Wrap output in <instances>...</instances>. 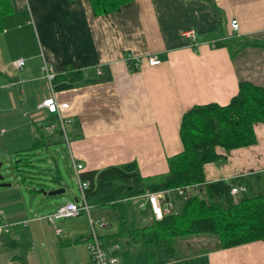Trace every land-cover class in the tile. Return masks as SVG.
<instances>
[{"label": "crops", "instance_id": "1", "mask_svg": "<svg viewBox=\"0 0 264 264\" xmlns=\"http://www.w3.org/2000/svg\"><path fill=\"white\" fill-rule=\"evenodd\" d=\"M11 3L13 12L0 33V157L34 147L29 151L33 157L55 144L54 137L64 136L72 166L73 160L82 164L83 173L136 161L145 177L164 174L168 158L183 150L180 127L187 110L227 105L241 81L264 88V48L248 46L232 57L227 47L216 46L233 36L264 42V0H132L119 12L99 16L90 0ZM234 19L237 32L231 28ZM189 30L197 33L196 47L185 36ZM149 56L161 64L151 66ZM18 59L25 60L22 69L15 66ZM128 59L138 61V68ZM45 64L58 75L69 67L82 70L83 81L53 91L43 77ZM52 96L70 105L65 133L53 122L56 115L48 121L53 114L40 108ZM50 124L56 127L53 132L46 128ZM255 133L253 146L217 149L222 157L205 166L207 182L249 174L264 180V122L255 125ZM34 194L44 197L37 198L41 205H53L52 212L73 201ZM30 211L33 206L30 210L13 191H0V221H26L10 235L32 243L24 256L21 248L1 243L0 264H94L87 249L90 234H82L80 216L64 228L56 223L62 230L57 234L47 219H29ZM105 228L98 229L99 235L115 233ZM194 236L185 243L202 245L196 248L199 264H264V241L224 249L213 235ZM119 250L120 264L147 259L146 251L136 254L127 239Z\"/></svg>", "mask_w": 264, "mask_h": 264}, {"label": "trees", "instance_id": "2", "mask_svg": "<svg viewBox=\"0 0 264 264\" xmlns=\"http://www.w3.org/2000/svg\"><path fill=\"white\" fill-rule=\"evenodd\" d=\"M90 1L94 14L99 16L119 12L132 0ZM12 12L11 0H0V33L4 29L5 18ZM236 38L233 36L216 46L227 47L232 57L248 46L264 48V42L259 40ZM83 78L82 70L69 67L65 73L57 74L53 86L56 91L67 90L80 84ZM263 122L264 88L241 81L238 93L227 105H196L183 114L180 127L183 150L168 158L167 173L145 177L136 161L82 173V179L89 183L85 193L91 207L111 206L122 212L118 231L99 235L103 245L120 246L127 239L135 249L146 251L147 259L141 264H190L187 260L177 259L175 239L210 234L218 237L224 249L264 241L262 176L239 175L229 181L207 182L205 175V166L222 157L218 148L230 152L255 145V125ZM32 150L34 147L19 151V154L27 155L22 159L27 167L34 166L28 158ZM38 185L44 189L43 184ZM194 185H199L200 194L191 188ZM237 186H245L246 191L235 199L231 189ZM178 188L184 189V194L172 193L175 209L171 214L163 219H156L153 214L146 224L138 225L136 220L129 224L125 202L139 200L149 204L152 210L148 201L137 198L150 192L175 191ZM32 191L39 192L38 189ZM90 238L91 235L88 241Z\"/></svg>", "mask_w": 264, "mask_h": 264}, {"label": "rangeland", "instance_id": "3", "mask_svg": "<svg viewBox=\"0 0 264 264\" xmlns=\"http://www.w3.org/2000/svg\"><path fill=\"white\" fill-rule=\"evenodd\" d=\"M47 118V120L50 121L54 119L55 116L51 115ZM53 122L58 123V121L56 120H53ZM54 139L55 144H52L50 147L43 150H36V155L33 157L28 155V158L32 160V163L34 165H36L35 168L27 167L24 165L22 159L26 158L27 155H22V153H20V155L16 153H6L0 157V175L3 177V181L0 180V183L3 182L11 185L10 187H0V191H13V195L22 199L25 202L26 206L30 208V210L33 206V211H30L28 217L29 219H39L41 217L47 219L49 212L51 213L54 209L53 205L44 204V201L42 205L40 204L38 199H43L44 197L41 196V194H34L35 192L32 191V189H38L39 191L43 189L42 186L38 184H43L44 190L46 191H53L61 188L65 189V192L60 195L48 196V199H46L48 201L55 200V202H60L61 198L72 199L75 201L76 199L79 200L81 198L78 179L71 162V153L69 151L67 143L64 140V136L54 137ZM40 155L42 156V161H36V158ZM140 202L142 201L132 200L125 202V216L130 225L134 224V220H136L138 225L146 224L150 222L149 219L153 217L151 206L146 203L144 207H139ZM179 209L180 208H178V210ZM90 212L94 220H105V222L107 223V227L105 228L104 232H111V230L113 232L118 231L119 224L122 219L121 210L114 209L111 206H101L91 207ZM142 219L145 220L140 222V220ZM1 222L2 221H0V223ZM24 222L25 221L16 223L15 225L17 226L10 229L9 235L12 234L14 230L23 227ZM65 222H67L68 225H72L74 223L73 219H59L56 221V223L59 224L62 228H64L63 224H65ZM2 223H4L5 225L10 224L7 223L6 220H4V222ZM79 224L81 226H85L84 233H82L83 235H91V226L89 223L87 212H84L80 216ZM193 236H191L190 239H196L194 238L195 236ZM214 237L218 239V237ZM186 240V237H184V239H175L176 247L178 250V255L176 256L177 259L187 260L190 264H199L198 255L200 251H197L198 249L196 248L201 249L202 245L191 244L190 246H187L185 243ZM139 251H142V249H136L135 253L138 254ZM119 258H123L122 253L120 254ZM136 259H139V257L136 256Z\"/></svg>", "mask_w": 264, "mask_h": 264}, {"label": "built area", "instance_id": "4", "mask_svg": "<svg viewBox=\"0 0 264 264\" xmlns=\"http://www.w3.org/2000/svg\"><path fill=\"white\" fill-rule=\"evenodd\" d=\"M239 21L237 19H234L231 21V28L233 31H238L239 30ZM185 36L191 39L193 45L196 47L197 44V33L195 30H189L186 31ZM148 62L151 66H157L161 64V60H159L156 56H149L148 57ZM127 63L131 67L138 68L139 62L138 61H133L132 59H128ZM25 65V60L24 59H18L15 62V66L19 69H22L23 66ZM43 72V77L46 79L52 86L53 91L55 90L53 83L54 80L57 76V73L55 72V69L48 65L45 64L44 67L42 68ZM101 74V72H98ZM40 108H46L49 113L56 115L57 120H58V127L61 129V131L64 132L65 125L71 121L69 118L65 116V113L70 109L69 103H58L56 98L54 96L45 99L43 103L40 105ZM47 130L49 132H53L56 127L54 124H50L47 127ZM73 169L76 173L79 187H80V193H81V198L76 201H66L59 205L57 209L53 212L50 213L47 216V220L55 226V231L57 234H61L62 230L57 227L56 221L59 219H70V218H76L81 216L84 212H87L88 218H89V223L91 226V238L87 242V249L90 253V256L92 258V261L94 264H120V259L117 254V251L119 250L118 245H111V246H105L101 242L99 238V233L97 229L99 228H105L107 226V223L105 222L104 219L100 220H94L92 215H91V206L88 204L87 199H86V189L89 186V183L84 181L81 177L82 170H83V165L74 161L73 160ZM192 189L195 190L196 194H200L201 191L199 189V185H194L191 187ZM246 191L245 186H237V187H232L231 189V194L232 196L237 199L238 196ZM173 192H177L179 195L184 194V189L178 188L175 191L172 190H163L159 192H153V193H147L142 197H139L137 199L143 200V201H148L152 205V210L154 217L156 219H163L164 216L169 215L173 212L175 209V204L171 198V195ZM145 203H141L140 207H143ZM43 219V217L39 218ZM27 222H24V225H26ZM15 226V224H4L0 223V234L1 233H6L8 234L10 229ZM2 243L0 239V244Z\"/></svg>", "mask_w": 264, "mask_h": 264}, {"label": "water", "instance_id": "5", "mask_svg": "<svg viewBox=\"0 0 264 264\" xmlns=\"http://www.w3.org/2000/svg\"><path fill=\"white\" fill-rule=\"evenodd\" d=\"M0 180L3 181V177L1 175H0ZM10 186L11 185L7 184V183H3V182L0 183V187H10ZM39 192H41L43 195L55 196V195H59V194L64 193L65 189L61 188V189H56V190L49 191V192H47L44 189H41V191H39ZM0 239L2 241L3 247H7V248H15V247H17V248H21L22 256L25 255L27 248L32 245L31 242H23V241L14 239L11 235L6 234V233H1L0 234Z\"/></svg>", "mask_w": 264, "mask_h": 264}]
</instances>
